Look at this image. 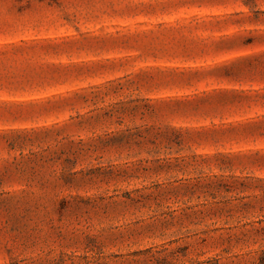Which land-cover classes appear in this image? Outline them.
Wrapping results in <instances>:
<instances>
[{
    "label": "rangeland",
    "instance_id": "374dc122",
    "mask_svg": "<svg viewBox=\"0 0 264 264\" xmlns=\"http://www.w3.org/2000/svg\"><path fill=\"white\" fill-rule=\"evenodd\" d=\"M264 0H0V264H257Z\"/></svg>",
    "mask_w": 264,
    "mask_h": 264
},
{
    "label": "trees",
    "instance_id": "16d2710c",
    "mask_svg": "<svg viewBox=\"0 0 264 264\" xmlns=\"http://www.w3.org/2000/svg\"><path fill=\"white\" fill-rule=\"evenodd\" d=\"M41 1H44V0H41ZM257 264H264V250L262 251L261 256H260Z\"/></svg>",
    "mask_w": 264,
    "mask_h": 264
}]
</instances>
